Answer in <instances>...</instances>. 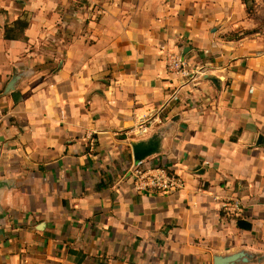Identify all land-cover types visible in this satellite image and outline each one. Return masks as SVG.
<instances>
[{"label": "crops", "instance_id": "0c3cea01", "mask_svg": "<svg viewBox=\"0 0 264 264\" xmlns=\"http://www.w3.org/2000/svg\"><path fill=\"white\" fill-rule=\"evenodd\" d=\"M251 29L244 0H0V264H264ZM154 136L141 165L178 193L134 190L132 146Z\"/></svg>", "mask_w": 264, "mask_h": 264}, {"label": "built area", "instance_id": "2783aa9c", "mask_svg": "<svg viewBox=\"0 0 264 264\" xmlns=\"http://www.w3.org/2000/svg\"><path fill=\"white\" fill-rule=\"evenodd\" d=\"M166 67L172 75L182 79H195L203 76V73L192 70L186 58L180 54L165 53ZM175 100L178 97L175 96ZM148 127L141 124L139 134H146ZM143 162V161H142ZM142 162H136L130 166L128 173L133 182L134 190L141 194L171 195L185 189L186 183L180 175L161 167L144 168ZM226 208L228 206H225Z\"/></svg>", "mask_w": 264, "mask_h": 264}, {"label": "water", "instance_id": "95a60500", "mask_svg": "<svg viewBox=\"0 0 264 264\" xmlns=\"http://www.w3.org/2000/svg\"><path fill=\"white\" fill-rule=\"evenodd\" d=\"M160 141L158 137L154 136L146 142H138L133 144V157L136 162H142L159 153ZM243 253L234 254L228 257H216L215 264H235L238 260L243 258Z\"/></svg>", "mask_w": 264, "mask_h": 264}, {"label": "rangeland", "instance_id": "374dc122", "mask_svg": "<svg viewBox=\"0 0 264 264\" xmlns=\"http://www.w3.org/2000/svg\"><path fill=\"white\" fill-rule=\"evenodd\" d=\"M244 2L251 31L264 34V0H244Z\"/></svg>", "mask_w": 264, "mask_h": 264}, {"label": "trees", "instance_id": "16d2710c", "mask_svg": "<svg viewBox=\"0 0 264 264\" xmlns=\"http://www.w3.org/2000/svg\"><path fill=\"white\" fill-rule=\"evenodd\" d=\"M238 227L241 229H249L250 228L249 225H245L241 221L238 222Z\"/></svg>", "mask_w": 264, "mask_h": 264}]
</instances>
